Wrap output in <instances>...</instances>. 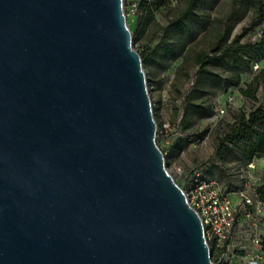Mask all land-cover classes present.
Listing matches in <instances>:
<instances>
[{"label": "water", "instance_id": "obj_1", "mask_svg": "<svg viewBox=\"0 0 264 264\" xmlns=\"http://www.w3.org/2000/svg\"><path fill=\"white\" fill-rule=\"evenodd\" d=\"M156 132L123 0H0V264H213Z\"/></svg>", "mask_w": 264, "mask_h": 264}, {"label": "rangeland", "instance_id": "obj_2", "mask_svg": "<svg viewBox=\"0 0 264 264\" xmlns=\"http://www.w3.org/2000/svg\"><path fill=\"white\" fill-rule=\"evenodd\" d=\"M134 1L138 6L139 0ZM239 1L172 0L167 9L155 10L147 17L138 7L130 11L132 0H123L133 48L145 59L142 66L156 122L179 125L188 102L202 103L212 110L210 117L189 115L190 127L181 128L183 136L194 137L193 142L178 137L167 143L157 141L159 148L166 152L167 169L178 183L187 181L197 172L203 180H214L232 192L242 187L248 175L252 179L259 177L264 183V158L254 160V168L249 172L240 169L237 174L232 165L225 175L217 170L206 171L218 136L233 122L236 113H247L256 105L240 96L237 87H229L226 92L223 88L234 81L232 76L236 73L240 74L239 87H243L264 68V60L257 54H241L237 58L222 56L223 50L239 35V44H253L264 36V22L250 28L253 8L243 7ZM179 20L181 23L175 25ZM202 53L208 60L203 61V58L199 67L196 59ZM235 59L239 62L236 70L233 69ZM200 69L205 73L198 75ZM217 76L226 78L225 82L216 84L214 77ZM256 97L264 101V88H258ZM260 233L264 235V223Z\"/></svg>", "mask_w": 264, "mask_h": 264}, {"label": "built area", "instance_id": "obj_3", "mask_svg": "<svg viewBox=\"0 0 264 264\" xmlns=\"http://www.w3.org/2000/svg\"><path fill=\"white\" fill-rule=\"evenodd\" d=\"M129 6L131 12L137 9L134 0ZM177 134L169 122H163L157 127L156 138L167 143ZM253 168L251 163L245 169ZM262 184L259 177L248 175L240 189L226 191L214 180L201 179L198 172L180 183L188 204L201 219L213 264H264V235L260 233L264 203L257 191Z\"/></svg>", "mask_w": 264, "mask_h": 264}, {"label": "trees", "instance_id": "obj_4", "mask_svg": "<svg viewBox=\"0 0 264 264\" xmlns=\"http://www.w3.org/2000/svg\"><path fill=\"white\" fill-rule=\"evenodd\" d=\"M170 1L172 0H139L137 7L144 15L149 17L155 10L167 9V5ZM239 3L243 7L250 6L253 8L254 16L249 25L250 28L264 22V0H240ZM180 23L181 20L177 21L175 25ZM239 38L240 35L235 37V39L228 44L223 50V57L228 56L230 58H237L241 54H257L262 60H264V36H262L258 42L253 44H239ZM202 54V56H198L196 59L199 67H201L203 61L208 60L207 55L204 53ZM140 57L142 63H144V57L142 55H140ZM233 62V69H238V60L235 59ZM203 73H205L203 69L198 71V75ZM225 79L226 78H221L219 76L214 77L216 84L225 82ZM232 79H234V81L229 85H226L222 91L226 92L229 87H237L240 96L254 101L256 105L247 113L244 111L236 113L233 122L227 126L226 130L221 135L218 136L213 148V154L210 157L211 164L206 170L209 173L213 170H217L225 175L224 172L230 171L231 167H229V165H232L235 167L237 174H239L240 169H245L247 165L251 164L254 160L264 158V101H258L256 97L258 88H264V68L258 70L251 80L245 83L243 87H239V73L233 75ZM206 108L202 103L192 104L188 102L183 110L180 124L172 125L178 134L170 136L167 140L169 141L173 137H178L193 142L194 137L192 135L183 136L180 130L181 128L190 127L189 115L198 114L201 117L212 116V110L209 107ZM156 123L159 128L161 123ZM156 140L162 141L159 138H156ZM161 151L163 155L166 154L165 150L161 149ZM164 158L166 159L165 155ZM165 162L167 165L166 160ZM223 174L222 176H224ZM200 178L203 179L201 173ZM243 182L244 181H242V183ZM177 184L180 186V183L177 182ZM257 191L260 200H264V184H262Z\"/></svg>", "mask_w": 264, "mask_h": 264}, {"label": "crops", "instance_id": "obj_5", "mask_svg": "<svg viewBox=\"0 0 264 264\" xmlns=\"http://www.w3.org/2000/svg\"><path fill=\"white\" fill-rule=\"evenodd\" d=\"M254 165V164H253ZM199 173V172H198ZM233 199H235V197H233Z\"/></svg>", "mask_w": 264, "mask_h": 264}]
</instances>
